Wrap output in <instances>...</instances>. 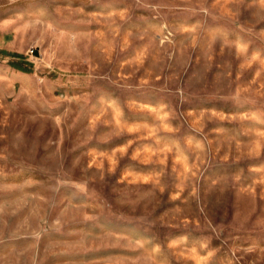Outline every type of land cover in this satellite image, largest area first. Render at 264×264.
<instances>
[{
    "label": "rangeland",
    "instance_id": "obj_1",
    "mask_svg": "<svg viewBox=\"0 0 264 264\" xmlns=\"http://www.w3.org/2000/svg\"><path fill=\"white\" fill-rule=\"evenodd\" d=\"M0 264H264V0H0Z\"/></svg>",
    "mask_w": 264,
    "mask_h": 264
}]
</instances>
